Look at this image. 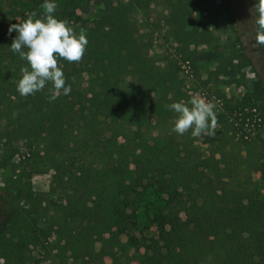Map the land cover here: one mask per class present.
I'll return each instance as SVG.
<instances>
[{"label":"trees","instance_id":"obj_1","mask_svg":"<svg viewBox=\"0 0 264 264\" xmlns=\"http://www.w3.org/2000/svg\"><path fill=\"white\" fill-rule=\"evenodd\" d=\"M198 1L168 0L166 17L194 71L197 57L190 49L210 44L216 25V15L210 21L203 10L189 26L187 9ZM152 2L98 1L100 18L80 27L88 39L83 58L58 62L72 90L54 101L51 84L19 95L27 62L9 48L16 33L0 23V163L28 155L32 172L52 173V192L65 197L63 248L77 260L132 264L139 254L142 264H264V194L253 182L235 179L220 154L200 153L191 130L184 141L172 131L178 114L168 106L192 97L181 66L161 69L147 45L120 26ZM18 14L14 0H0V18ZM258 47L264 56V45ZM255 107L244 97L225 112L245 122L252 114L244 111ZM259 172L264 182V165ZM147 194L170 221L156 238H139L131 214ZM7 200L0 213L8 217Z\"/></svg>","mask_w":264,"mask_h":264},{"label":"rangeland","instance_id":"obj_2","mask_svg":"<svg viewBox=\"0 0 264 264\" xmlns=\"http://www.w3.org/2000/svg\"><path fill=\"white\" fill-rule=\"evenodd\" d=\"M14 1L19 14L13 19L0 18L5 28L22 23L32 14L33 19L43 14L44 0ZM98 1L102 3V0H54V15L67 20L78 34L82 25L100 18ZM187 1L193 5V0ZM202 1L188 7L189 26H193L199 11L208 10L204 16L210 19L216 15L214 39L210 44L190 49L197 57V71L179 75L190 95L205 97L216 104V127L213 135L192 137L200 153L220 154L235 179L253 182L264 194L259 172L264 165V56L254 39L253 0H205L206 5ZM167 16L168 0H153L148 10L120 24L130 39L147 45L149 55L161 69L171 63L180 65L185 59L179 51L181 39L168 25ZM125 79L131 82L132 77L126 73ZM244 97L256 105L244 111L252 114L245 122L236 120L237 114L225 112L226 106L237 105ZM180 138L184 141V135ZM32 171L28 155L19 154L7 163H0V205L7 198L10 213L8 217L0 213V264H89L73 258L63 248L60 227L64 222L61 206L65 197L52 192V173ZM156 202L147 194L131 209L137 219L135 233L139 238H156L159 230L170 223L167 211L162 204V209L157 208ZM143 254L141 251L140 255ZM105 262L111 261L106 258ZM131 262L142 264L139 254Z\"/></svg>","mask_w":264,"mask_h":264},{"label":"clouds","instance_id":"obj_3","mask_svg":"<svg viewBox=\"0 0 264 264\" xmlns=\"http://www.w3.org/2000/svg\"><path fill=\"white\" fill-rule=\"evenodd\" d=\"M41 7L43 14L40 18L33 19L35 14H32L22 23L9 27V35L16 33L9 48L27 62V66L21 69L22 76L17 82L19 95H35L51 84L49 99L54 101L59 94L67 96L72 90L58 62L61 59L70 63L81 61L88 39L85 29L81 28L77 34L67 20L54 15V0H44ZM254 24L255 42L257 45H264V0H256ZM168 107L178 114L172 128L176 134L183 135L189 130L193 137L204 133L214 134L216 104L211 100L193 95L187 103L174 102Z\"/></svg>","mask_w":264,"mask_h":264},{"label":"built area","instance_id":"obj_4","mask_svg":"<svg viewBox=\"0 0 264 264\" xmlns=\"http://www.w3.org/2000/svg\"><path fill=\"white\" fill-rule=\"evenodd\" d=\"M180 66L182 75L191 73L192 69L188 61H181Z\"/></svg>","mask_w":264,"mask_h":264}]
</instances>
